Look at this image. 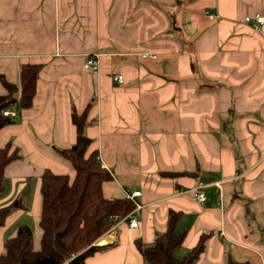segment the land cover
Here are the masks:
<instances>
[{"label":"crops","instance_id":"0c3cea01","mask_svg":"<svg viewBox=\"0 0 264 264\" xmlns=\"http://www.w3.org/2000/svg\"><path fill=\"white\" fill-rule=\"evenodd\" d=\"M256 14L264 0H0V95L23 64L42 66L31 107H11L0 130L20 155L4 169L0 255L23 225L39 248L40 176L73 177L58 150L75 143L74 111L111 176L102 195L140 193L86 264H143L137 243L152 245L170 212L185 234L176 258L204 236L195 264H263L264 25L243 22ZM91 55L98 71L83 69Z\"/></svg>","mask_w":264,"mask_h":264},{"label":"trees","instance_id":"16d2710c","mask_svg":"<svg viewBox=\"0 0 264 264\" xmlns=\"http://www.w3.org/2000/svg\"><path fill=\"white\" fill-rule=\"evenodd\" d=\"M41 67L23 64L19 70V87L2 81L6 94L0 95V130L13 123L12 118L2 116V109L15 105L19 109L31 107ZM71 121L76 132L75 143L58 150V154L72 166L73 177L49 170L40 176L39 248H33L30 228L20 226L15 236L4 242L0 264H86V258L108 247L97 245L99 239L136 209L129 198L112 200L102 195V185L111 176L102 168L97 151L87 153L91 141L85 135L86 113L77 115L73 111ZM19 158V151L12 148L11 142L0 148V193L5 167ZM11 209L12 206L0 208V227ZM178 218V213H169L165 231L156 235L152 245L143 247L137 243L143 264H195L204 249L205 237L201 236L185 256L176 258L175 250L185 235L175 232ZM227 264L247 263L229 260Z\"/></svg>","mask_w":264,"mask_h":264},{"label":"built area","instance_id":"2783aa9c","mask_svg":"<svg viewBox=\"0 0 264 264\" xmlns=\"http://www.w3.org/2000/svg\"><path fill=\"white\" fill-rule=\"evenodd\" d=\"M209 18H212V16H209ZM243 22L250 25L257 33L260 34L262 31V26L264 25V15L256 14L253 18L246 17V18H244ZM143 57H145V56H143ZM152 57L155 58L154 55ZM83 69L84 70H90V71H98L99 62H98L97 55L88 56L83 63ZM112 81L116 84H122L123 83V77L120 74L113 75ZM1 114H2V116L10 117L12 119L19 116V112L13 108H4L1 110ZM139 195H140L139 192H132L131 194H129V199L133 201V198L136 196H139ZM195 197L199 202L203 201L202 193L196 192ZM137 209L138 208L136 205V210ZM129 226L131 228H135L137 226L135 219H132V218L129 219ZM263 264H264V262H263Z\"/></svg>","mask_w":264,"mask_h":264},{"label":"rangeland","instance_id":"374dc122","mask_svg":"<svg viewBox=\"0 0 264 264\" xmlns=\"http://www.w3.org/2000/svg\"><path fill=\"white\" fill-rule=\"evenodd\" d=\"M16 110V109H15ZM18 111V110H17ZM19 112V111H18ZM116 225H114L107 233H111V231H113V229L115 228ZM107 233H105L102 237H104L105 235H107ZM101 239V238H100Z\"/></svg>","mask_w":264,"mask_h":264}]
</instances>
